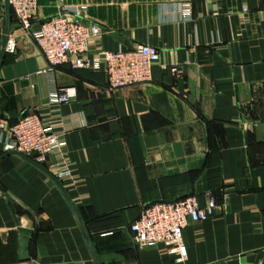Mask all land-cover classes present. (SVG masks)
<instances>
[{
	"label": "crops",
	"instance_id": "obj_1",
	"mask_svg": "<svg viewBox=\"0 0 264 264\" xmlns=\"http://www.w3.org/2000/svg\"><path fill=\"white\" fill-rule=\"evenodd\" d=\"M75 6L103 28L92 57L158 48L152 82L111 92L103 63L38 74L49 63L13 18L17 50L0 71V122L44 109L56 88L73 96L62 114H78L83 128L67 135L66 151L84 183L67 193L102 264H264V0H40L33 31ZM3 141L0 130V157ZM189 195L201 207L213 196L218 209L185 229L184 263L165 245L131 243L145 206ZM21 228L33 232L26 261ZM0 262L94 264L60 189L17 155L0 161Z\"/></svg>",
	"mask_w": 264,
	"mask_h": 264
},
{
	"label": "built area",
	"instance_id": "obj_2",
	"mask_svg": "<svg viewBox=\"0 0 264 264\" xmlns=\"http://www.w3.org/2000/svg\"><path fill=\"white\" fill-rule=\"evenodd\" d=\"M10 3L17 25L33 37L49 63V69L38 74L52 76L63 65H71L76 70L97 69L103 63L111 92L152 82L153 69L161 62V52L154 46L140 45L129 51L118 49L107 52L103 58L100 55L92 57V49L102 37L103 28L88 19L87 6L61 7L56 17L33 31L40 0H10ZM186 8L185 18H188L191 7L187 5ZM16 50L17 40L10 36L6 54L13 55ZM172 71L182 75L178 68ZM72 97L67 90L56 88L50 93L44 109L25 115L14 123L8 120L0 122L4 153L18 152L44 165L67 192L84 183L76 174L66 151L67 135L83 128L78 114H62V107ZM227 198L228 195H225ZM217 209L218 203L213 196H209L205 207H201L196 195L173 202L149 204L129 228L131 243L140 249L165 245L177 262L184 263L188 258L185 229L191 223L209 220Z\"/></svg>",
	"mask_w": 264,
	"mask_h": 264
},
{
	"label": "water",
	"instance_id": "obj_3",
	"mask_svg": "<svg viewBox=\"0 0 264 264\" xmlns=\"http://www.w3.org/2000/svg\"><path fill=\"white\" fill-rule=\"evenodd\" d=\"M5 10H6V30H5V36L3 38V42H2V49L0 52V71L1 68L4 64L5 58H6V47H7V43L9 40V37L12 34V19H13V14H12V7H11V3L10 0H6L5 3ZM12 155H17L22 157L24 160H26L28 163L36 166L37 168H39L40 170H42L45 174H47V176L50 177V179L54 182V184L60 189V191L62 192V194L64 195V197L66 198L70 208L72 209V211L74 212L84 234L86 237V243L88 245V248L90 250L92 259L94 261V264H102L100 257H99V253L98 250L94 244V241L92 239V236L90 234V231L88 229L87 223L84 221V219L82 218V215L80 213L79 208L77 207V205L73 202V200L71 199V197L68 195L67 191L64 189L63 185L61 184V182L55 178L50 172L49 170L42 164L37 163L36 161H34L33 159L24 156L21 153L18 152H10V153H6L4 156L0 157V161L4 158H7L9 156ZM13 210V208H12ZM13 214H15L14 210H13ZM18 223V222H17ZM20 254H21V260L26 261L29 260L30 258V253H29V244H30V239L33 236V232L31 230H27V229H20Z\"/></svg>",
	"mask_w": 264,
	"mask_h": 264
}]
</instances>
